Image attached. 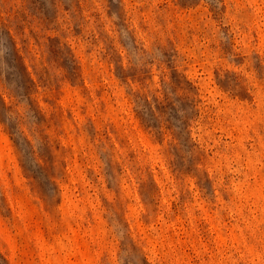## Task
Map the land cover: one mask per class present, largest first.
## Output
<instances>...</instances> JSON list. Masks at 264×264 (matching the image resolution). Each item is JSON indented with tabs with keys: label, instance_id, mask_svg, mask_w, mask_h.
I'll return each mask as SVG.
<instances>
[{
	"label": "rangeland",
	"instance_id": "1",
	"mask_svg": "<svg viewBox=\"0 0 264 264\" xmlns=\"http://www.w3.org/2000/svg\"><path fill=\"white\" fill-rule=\"evenodd\" d=\"M0 264H264V0H0Z\"/></svg>",
	"mask_w": 264,
	"mask_h": 264
}]
</instances>
